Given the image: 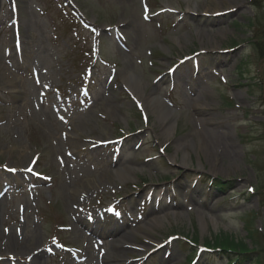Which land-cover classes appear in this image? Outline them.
<instances>
[{"label": "rangeland", "instance_id": "rangeland-1", "mask_svg": "<svg viewBox=\"0 0 264 264\" xmlns=\"http://www.w3.org/2000/svg\"><path fill=\"white\" fill-rule=\"evenodd\" d=\"M0 233V264H264V0H0Z\"/></svg>", "mask_w": 264, "mask_h": 264}, {"label": "bare ground", "instance_id": "bare-ground-1", "mask_svg": "<svg viewBox=\"0 0 264 264\" xmlns=\"http://www.w3.org/2000/svg\"><path fill=\"white\" fill-rule=\"evenodd\" d=\"M234 2V1H232ZM190 8V7H189ZM209 8L207 7L206 10H208ZM218 9H215L213 11H217ZM124 81L125 83L127 84V86L130 88L131 91L139 94L140 92V87H141V84H140V81L137 80V78L135 76H133L132 74H127L125 75L124 77ZM159 99L156 98V97H153V96H149L147 98L144 97V102L146 105H150L152 103H159ZM208 140L210 142H214V139L212 137V134L210 132H208L207 136ZM5 239V240H3ZM3 240V241H2ZM3 242L4 244V247L5 249L7 248L8 250L12 249V251H16L14 248H18L20 247V244L18 242V239L16 238L15 235L11 234V235H8L6 238H5V235H2L0 233V244ZM1 247V246H0ZM2 250H3V247H2ZM32 250H29L28 252H31ZM33 252V251H32Z\"/></svg>", "mask_w": 264, "mask_h": 264}, {"label": "trees", "instance_id": "trees-1", "mask_svg": "<svg viewBox=\"0 0 264 264\" xmlns=\"http://www.w3.org/2000/svg\"><path fill=\"white\" fill-rule=\"evenodd\" d=\"M218 244V243H217ZM216 244V245H217ZM217 248H218V251H221V252H234V253H237V255L239 256L236 260H237V262H239L242 258H244L245 260L247 259V260H250L251 259V255L250 254H252V252L251 253H248V252H245L244 250L243 251H237L236 249H231L229 246H226V245H220L219 244V246H216ZM246 257V258H245ZM254 264H262L261 262H260V259H255L254 260Z\"/></svg>", "mask_w": 264, "mask_h": 264}]
</instances>
